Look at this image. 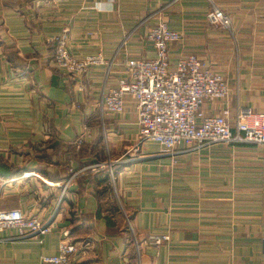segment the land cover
Instances as JSON below:
<instances>
[{"label":"crops","instance_id":"obj_1","mask_svg":"<svg viewBox=\"0 0 264 264\" xmlns=\"http://www.w3.org/2000/svg\"><path fill=\"white\" fill-rule=\"evenodd\" d=\"M213 5L229 16L232 30L207 21ZM160 20L181 31L169 44L171 61L195 53L227 82L225 98L202 103L205 114L227 106L232 123L239 106L264 110V0H0V158L10 164L0 174V209H19L51 227L13 240L15 229L0 232L6 238L0 264H38L62 240L78 247L70 264L131 262L133 244L121 222L114 226L95 213L89 175L106 168L89 163L98 162L99 152L121 164L115 189L140 248L133 263L264 264L259 145L217 141L162 153L155 141L139 143L130 97L122 112H100L98 100L116 84L125 60L154 55L146 33ZM63 27L73 55L113 59L107 78L104 63L77 78L54 63L48 37ZM55 140L64 142L61 148L46 146ZM82 142L84 152L66 165L56 157ZM151 234L169 240L154 246L146 240Z\"/></svg>","mask_w":264,"mask_h":264},{"label":"built area","instance_id":"obj_2","mask_svg":"<svg viewBox=\"0 0 264 264\" xmlns=\"http://www.w3.org/2000/svg\"><path fill=\"white\" fill-rule=\"evenodd\" d=\"M206 19L232 30L229 16L215 5L207 11ZM146 37L154 47V55L125 60L116 84L103 91L98 100L101 113L122 112L126 98L130 97L137 113L138 140L157 142L162 153L171 154L177 146L200 147L217 141L250 142L264 150V110L239 106L232 123L227 106L205 114L201 109L205 100L228 95L224 77L213 71L208 59L195 53L179 55L171 61L169 44L179 40L181 32L170 28L165 21L150 26ZM48 40L55 44L54 63L64 68L70 77H79L95 63L107 65L105 78L108 77L113 59L108 60L101 53L80 58L73 55L69 50L67 27L49 36ZM5 229L16 230L15 235L8 237L14 239L42 236L50 232L51 227L47 221L27 216L19 209H0V232ZM168 238L164 234H151L146 240L149 244L160 245ZM5 239L0 237V242ZM77 253L74 243L62 240L57 253L40 255L38 264H70Z\"/></svg>","mask_w":264,"mask_h":264},{"label":"trees","instance_id":"obj_3","mask_svg":"<svg viewBox=\"0 0 264 264\" xmlns=\"http://www.w3.org/2000/svg\"><path fill=\"white\" fill-rule=\"evenodd\" d=\"M62 144H64V142L55 140V141H51L50 143H47L46 146L51 147L53 150L54 149L57 150V149L61 148ZM79 146H80V148L74 149L73 146H70V144H68V148L69 149H70V147L72 148L70 150V156L74 157L75 155H78V154L80 155L81 153L84 152L85 146H84L83 142L80 143ZM82 149H84V150L82 151ZM51 155H52V153L51 154L49 153L46 155V160L48 162H50V160H51ZM96 156H97V159H99L100 161L104 159L103 155L100 152L96 153ZM9 166H10V164H8L5 160L0 158V174L1 175H4L6 173V169H8ZM119 167H121V164L116 163V164L112 165L114 174L119 170ZM89 176L91 177L92 181L95 182V186H96L95 195L99 201V204L97 206L95 213L97 216H103L107 220V223L112 224L114 226H115V223H117L118 221L121 222L120 226L122 227V230L125 232L127 244H129V245L133 244L130 255H129V259L131 261L129 264H132L135 261V257H136L135 256V253H136L135 245L133 243V239L130 236L129 227L123 218L122 212H121V210L117 204V201L112 196L113 195V191H112L113 186H112V182L110 180L109 173L106 169V170H101V171L95 172L93 175H89ZM130 218L131 217L129 215L128 219H130ZM133 264H135V263H133Z\"/></svg>","mask_w":264,"mask_h":264},{"label":"rangeland","instance_id":"obj_4","mask_svg":"<svg viewBox=\"0 0 264 264\" xmlns=\"http://www.w3.org/2000/svg\"><path fill=\"white\" fill-rule=\"evenodd\" d=\"M224 12V11H223ZM225 13V12H224ZM226 14V13H225ZM181 32V31H180ZM182 36V35H181ZM178 41V40H177ZM175 42V41H174ZM53 43V42H52ZM172 43V42H171ZM53 45H54V50H55V44L53 43ZM169 50V49H168ZM139 141V140H138ZM140 142H142V141H139V143ZM247 143H250V142H247ZM79 144V143H78ZM255 144V143H254ZM257 145V144H256ZM56 157H58L59 159H61V161H62V163L64 164V165H66L67 164V162L69 163L70 161V155H67V156H62V157H59V156H56ZM104 157V160H102V161H100L99 159H96L98 162H96V161H93V162H90L89 163V169H96V168H98V167H102V166H105V168L107 169V171H108V173H109V176H110V180H111V182H112V186H113V189H112V191H113V198H115L116 199V201H117V204H118V206H119V208H120V210H121V212H122V215H123V218H124V220H125V222L127 223V225H128V227H129V233H130V236H131V238L133 239V243H134V245H135V242L137 243V247L135 246V250L138 252V254H139V250H140V248H139V246H138V241H137V239H136V237H134L135 236V234H134V232L131 230L132 228H131V224H130V219H128V214L124 211V208H123V206L120 204V202H119V200H118V198H117V196H116V193H117V191H116V189H115V182H116V176H115V174H114V172H113V168H112V165L113 164H116V163H118V162H116V159H118L117 157H112V156H103ZM57 158V159H58ZM96 164V165H95ZM84 169H87V168H84ZM84 169H82V170H84ZM90 171V170H89ZM149 236V235H148ZM169 237V236H168ZM14 239H18V238H14ZM9 240H13V239H9ZM169 240V238L168 239H166V240H164V242H167ZM163 242V241H162ZM149 244V243H148ZM162 244V243H161ZM155 246V245H154ZM137 248H138V250H137ZM71 263V262H70ZM135 264H138V262H136Z\"/></svg>","mask_w":264,"mask_h":264}]
</instances>
